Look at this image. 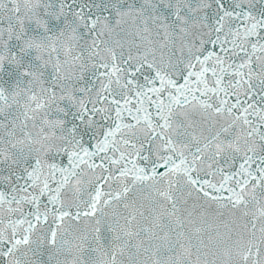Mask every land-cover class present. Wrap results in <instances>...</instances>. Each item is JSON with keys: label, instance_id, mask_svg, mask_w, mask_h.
Listing matches in <instances>:
<instances>
[{"label": "snow or ice", "instance_id": "obj_1", "mask_svg": "<svg viewBox=\"0 0 264 264\" xmlns=\"http://www.w3.org/2000/svg\"><path fill=\"white\" fill-rule=\"evenodd\" d=\"M0 264H264V0H0Z\"/></svg>", "mask_w": 264, "mask_h": 264}]
</instances>
